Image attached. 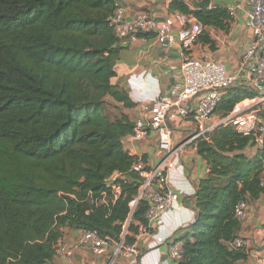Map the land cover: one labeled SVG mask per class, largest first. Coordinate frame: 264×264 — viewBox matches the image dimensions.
Listing matches in <instances>:
<instances>
[{"label": "trees", "instance_id": "16d2710c", "mask_svg": "<svg viewBox=\"0 0 264 264\" xmlns=\"http://www.w3.org/2000/svg\"><path fill=\"white\" fill-rule=\"evenodd\" d=\"M116 1L0 0V264H52L65 228L120 241L128 227L125 243L133 245L148 224L147 200L130 207L142 179L123 144L135 123L117 105L133 102L113 83L125 48L112 24ZM170 9L195 16L205 27L198 41L213 50L206 28L230 29L226 5L193 9L173 0ZM253 95L235 86L216 113ZM208 136L194 143L209 172L191 201L195 220L177 240V262L243 264L247 250L230 245L242 227L235 210L264 193V145L250 157L253 138L234 127ZM117 171L127 179L114 199L106 182ZM104 193L108 203H100Z\"/></svg>", "mask_w": 264, "mask_h": 264}, {"label": "built area", "instance_id": "2783aa9c", "mask_svg": "<svg viewBox=\"0 0 264 264\" xmlns=\"http://www.w3.org/2000/svg\"><path fill=\"white\" fill-rule=\"evenodd\" d=\"M250 3L248 20L254 39L244 52L237 70L231 71L225 62L217 59L193 56L186 58L181 66L182 78L173 86L171 92L160 93L157 96L148 120L139 119L135 122L133 141H143L154 133L158 148L165 153L161 163L155 168L147 167L138 158L132 167L142 179V183L139 194L131 201L130 207L134 210L140 200H147L149 203L146 214L148 224L140 225L139 234L151 233L153 228L161 223L165 213L178 201L179 193L171 185L169 173L177 167L178 156L185 144L195 143L199 138L209 140L208 134L217 127L232 126L240 134L251 136L259 149L264 145V0H250ZM240 6V4L229 6L231 15ZM112 24L122 41L136 40L140 33H154L158 42L165 46L175 42L174 29L179 24L177 37L186 49L191 48L198 41V37L205 29L195 16L178 11H171L160 22L147 11L128 19L126 9L119 1H116ZM235 86L253 92L254 95L241 100L227 114H217L216 109L222 97ZM217 115H219L218 120L207 126V123ZM181 118L188 120L192 118L196 123V131L186 143L176 147L173 143L176 130L173 122ZM126 179L127 176L118 171L107 179V187L113 190L114 199L121 194L120 181ZM262 184L264 186V178ZM100 203H108L106 193L103 194ZM248 209V202L240 201L235 210L236 218L243 222L248 216ZM80 230L81 235L76 243L68 245L62 238L58 240L57 256L70 257L82 246L88 247L93 254L102 256L115 242L114 259L125 257L130 260V264H138L141 251L134 244L125 243V236L129 233L128 227L125 228L120 241L102 236L95 230ZM166 241V237L158 236L154 246ZM230 245L246 249L247 241L237 236ZM182 247L181 241H175L170 245L169 253L174 260H180Z\"/></svg>", "mask_w": 264, "mask_h": 264}, {"label": "crops", "instance_id": "0c3cea01", "mask_svg": "<svg viewBox=\"0 0 264 264\" xmlns=\"http://www.w3.org/2000/svg\"><path fill=\"white\" fill-rule=\"evenodd\" d=\"M126 9L128 19L140 12L147 11L157 21H163L170 13L173 0H117ZM194 9L195 2L202 0H187ZM240 4V8L232 15L228 31L216 28H206L216 42V50L209 44L197 41L191 48H184L178 39L179 24L174 29L176 36L172 45H161L156 34L149 33L133 41H122L125 45L118 60L117 76L113 83L126 89L133 102V107L127 108L117 103L128 114L134 123L139 119L148 120L151 108L160 93L168 94L173 86L182 78L181 66L188 57H208L225 62L231 71H236L241 58L254 39L249 26L248 12L251 9L250 0H211L210 7L219 5L227 7ZM202 8V7H201ZM112 101L111 98H109ZM175 135L173 143L176 147L186 143L196 131V123L192 118L175 120ZM212 120L207 123L211 126ZM133 136L123 139L125 150L130 155L141 159L149 168H155L164 157V152L158 148L156 135H151L140 142H134ZM160 154H159V151ZM259 152L255 145L249 147L246 153L254 157ZM207 161L200 156L194 143L185 144L178 156L177 167L170 170V183L179 193V199L174 207L167 211L160 224L151 233L137 234L134 245L141 251L138 264H178L170 253V245L185 235L187 227L194 222L196 211L192 207L197 185L208 174ZM80 229L65 228L62 239L71 245L80 238ZM163 236L167 241L156 243L157 237ZM239 236L247 241L248 258L243 264H263L264 259V193L255 201L249 203L248 216L242 222ZM116 244L113 242L105 255L98 256L82 246L70 257L55 256L52 264H130L125 257L114 259Z\"/></svg>", "mask_w": 264, "mask_h": 264}, {"label": "water", "instance_id": "95a60500", "mask_svg": "<svg viewBox=\"0 0 264 264\" xmlns=\"http://www.w3.org/2000/svg\"><path fill=\"white\" fill-rule=\"evenodd\" d=\"M195 4H196L198 7L208 8V7H210L211 0H202V1H200V2H195Z\"/></svg>", "mask_w": 264, "mask_h": 264}, {"label": "rangeland", "instance_id": "374dc122", "mask_svg": "<svg viewBox=\"0 0 264 264\" xmlns=\"http://www.w3.org/2000/svg\"><path fill=\"white\" fill-rule=\"evenodd\" d=\"M108 113H110L112 116H114V115L118 114L119 111H117V110H115V109H113V108L110 107L109 110H108ZM218 116H219V115H217V116H215V117L213 118L212 123H215V122L218 120ZM158 151H159V150H158ZM159 154H160V151H159ZM164 156H165V153H164Z\"/></svg>", "mask_w": 264, "mask_h": 264}]
</instances>
